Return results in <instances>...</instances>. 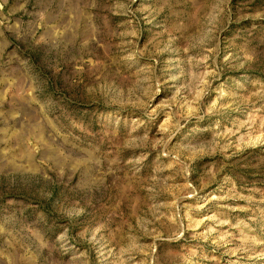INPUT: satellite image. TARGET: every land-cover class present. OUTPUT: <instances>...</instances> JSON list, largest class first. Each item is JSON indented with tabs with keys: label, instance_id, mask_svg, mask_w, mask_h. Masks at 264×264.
Wrapping results in <instances>:
<instances>
[{
	"label": "rangeland",
	"instance_id": "rangeland-1",
	"mask_svg": "<svg viewBox=\"0 0 264 264\" xmlns=\"http://www.w3.org/2000/svg\"><path fill=\"white\" fill-rule=\"evenodd\" d=\"M0 264H264V0H0Z\"/></svg>",
	"mask_w": 264,
	"mask_h": 264
}]
</instances>
